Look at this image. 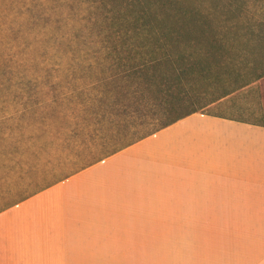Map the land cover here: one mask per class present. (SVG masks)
<instances>
[{
	"label": "crops",
	"instance_id": "0c3cea01",
	"mask_svg": "<svg viewBox=\"0 0 264 264\" xmlns=\"http://www.w3.org/2000/svg\"><path fill=\"white\" fill-rule=\"evenodd\" d=\"M0 264H264V76L1 210Z\"/></svg>",
	"mask_w": 264,
	"mask_h": 264
},
{
	"label": "trees",
	"instance_id": "16d2710c",
	"mask_svg": "<svg viewBox=\"0 0 264 264\" xmlns=\"http://www.w3.org/2000/svg\"><path fill=\"white\" fill-rule=\"evenodd\" d=\"M249 1L52 4L47 18L55 23L53 64L42 69L52 83L47 76L36 82V99L23 104L21 116L51 107L47 120L55 127L48 134L61 145L72 141L71 157L100 150L91 164L201 111L264 76V5L253 9ZM60 105H66L69 129L52 117ZM46 126L32 138H43Z\"/></svg>",
	"mask_w": 264,
	"mask_h": 264
},
{
	"label": "rangeland",
	"instance_id": "374dc122",
	"mask_svg": "<svg viewBox=\"0 0 264 264\" xmlns=\"http://www.w3.org/2000/svg\"><path fill=\"white\" fill-rule=\"evenodd\" d=\"M60 1L0 0V208L101 156L100 150L90 152L87 148L80 158L71 157L73 142L65 141L61 145L54 139L56 135L48 134L55 127L47 120L51 107L21 116L23 104L36 99V82L47 76V84L52 83L50 72L42 71L53 64L51 33L55 23L47 16L50 6ZM248 4L258 9L264 2L250 0ZM28 88L30 93L27 96L24 89ZM58 110L52 117L64 129L65 126L69 129L70 123L66 122L64 115L66 105H60ZM199 112L227 118V96ZM45 124L44 137L33 139L36 128ZM40 143L42 148L38 151ZM50 161L48 167L53 166L52 171L46 174V162Z\"/></svg>",
	"mask_w": 264,
	"mask_h": 264
}]
</instances>
